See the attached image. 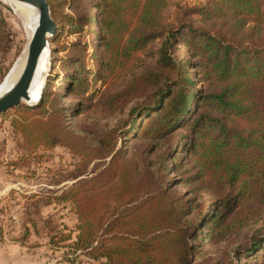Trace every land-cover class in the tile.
Returning <instances> with one entry per match:
<instances>
[{
  "label": "trees",
  "instance_id": "obj_1",
  "mask_svg": "<svg viewBox=\"0 0 264 264\" xmlns=\"http://www.w3.org/2000/svg\"><path fill=\"white\" fill-rule=\"evenodd\" d=\"M47 1L57 24L52 65L71 71L70 83L48 76L38 103L12 109V125L25 152L61 146L79 159L76 182L54 199L74 208L76 249L103 264H189L244 225L241 211L264 215V0ZM67 28L75 42H63ZM5 40L0 5V50ZM155 44L150 61L139 57ZM96 55L93 72L87 59ZM133 58L124 87L90 94ZM65 90L80 98L76 117L137 105L120 127L77 133ZM93 163L104 164L84 177ZM247 237L240 264H264V223Z\"/></svg>",
  "mask_w": 264,
  "mask_h": 264
},
{
  "label": "rangeland",
  "instance_id": "obj_2",
  "mask_svg": "<svg viewBox=\"0 0 264 264\" xmlns=\"http://www.w3.org/2000/svg\"><path fill=\"white\" fill-rule=\"evenodd\" d=\"M187 1L198 3L202 0ZM0 5L6 31L5 44L0 50L1 84L21 55L26 41L12 9L1 0ZM96 33L92 37L93 44L97 40ZM62 39L64 43H72L77 40V35L69 32L67 28ZM157 49L158 44H155L138 55L148 62L151 60V53ZM184 52V48H181L179 56L184 57ZM64 57L66 56L64 55ZM47 58L54 62L52 54ZM99 59H101V55H96L95 60L87 59L88 68L93 72L98 68L96 61ZM138 64L133 58L125 64V67L117 70L113 79L108 80L104 86L99 84L94 87L90 94L94 91L98 95L102 90L112 92L120 90L129 81L131 75L137 72ZM70 72H64L60 62H56L55 66L53 63L49 76L52 81L58 80L56 84H60L62 88L66 89L70 83ZM194 84L195 88L200 87L196 78ZM60 98L73 110L69 114V125L77 133H79L77 126L80 125H86L92 131L120 127L124 121L130 118V109L137 105L133 104L124 113L110 118H104L95 108L88 109L84 114L76 117L75 108L80 98H68L66 90L60 94ZM92 100L91 98L89 102ZM23 105L34 106L35 104ZM15 116L16 112L13 110L0 116V224L3 226L0 227L3 228L0 231H3L4 228L8 230L6 226L11 225L14 232L17 228L18 234L28 233V236L32 237L30 242L32 248L40 249L42 245L47 244L49 248L46 247L45 250L49 249L47 259L49 257L50 259L45 264H103L104 259L94 260L87 254V251L75 248L78 220L74 208L69 202L54 200L65 194L76 182L74 180L75 167L79 159L69 149L61 146L49 151L41 148L34 153L25 152L21 135L12 125ZM137 118H140L139 114L134 117V119ZM85 136L91 143V137L87 134ZM103 164H91L84 177L101 169ZM188 190V187L179 188L180 193H188ZM257 209L258 207H251L241 211L240 215L244 220V225L225 239H216L201 246L199 252L191 255L189 264H240L245 262V256L240 257L241 253L235 256V251L248 244L247 236H250L255 228L264 223V215L255 214L259 212ZM60 238L65 240L62 241ZM190 242L195 244V240H190ZM36 245L39 246L36 247Z\"/></svg>",
  "mask_w": 264,
  "mask_h": 264
},
{
  "label": "water",
  "instance_id": "obj_3",
  "mask_svg": "<svg viewBox=\"0 0 264 264\" xmlns=\"http://www.w3.org/2000/svg\"><path fill=\"white\" fill-rule=\"evenodd\" d=\"M7 1L26 3L35 7L39 12V22L30 41L26 65L18 82L7 94L0 97V116L22 104H30L33 98L32 92L30 91L35 80L40 60L51 45V38L57 32V24L52 18L51 8L47 0ZM47 56L50 57L51 54L48 52Z\"/></svg>",
  "mask_w": 264,
  "mask_h": 264
},
{
  "label": "bare ground",
  "instance_id": "obj_4",
  "mask_svg": "<svg viewBox=\"0 0 264 264\" xmlns=\"http://www.w3.org/2000/svg\"><path fill=\"white\" fill-rule=\"evenodd\" d=\"M1 1L7 4L16 15L26 44L21 55L17 58L10 71L0 84V97L7 94L18 82L26 65L30 41L38 27L39 22V12L35 7L21 2H13L7 0ZM48 52L51 54L50 47L49 49H47L46 53L40 60L35 80L31 87L30 92H32L33 98L30 101V104L33 105L38 103L40 101V98L43 96V93L46 89L47 78L50 71L52 70V61L47 58Z\"/></svg>",
  "mask_w": 264,
  "mask_h": 264
},
{
  "label": "crops",
  "instance_id": "obj_5",
  "mask_svg": "<svg viewBox=\"0 0 264 264\" xmlns=\"http://www.w3.org/2000/svg\"><path fill=\"white\" fill-rule=\"evenodd\" d=\"M6 227L8 230L4 228V232L0 231V264H45L50 259V257L47 259L49 249L45 250L46 247L49 248L47 244L40 247V249L45 247L43 250L32 248L30 243L32 237L28 236V233L21 235L18 234L17 228L14 232L11 225Z\"/></svg>",
  "mask_w": 264,
  "mask_h": 264
}]
</instances>
